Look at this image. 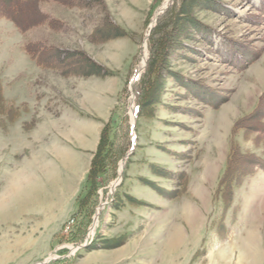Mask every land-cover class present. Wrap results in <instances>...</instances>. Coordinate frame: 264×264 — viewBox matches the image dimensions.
Returning <instances> with one entry per match:
<instances>
[{
    "label": "rangeland",
    "instance_id": "rangeland-1",
    "mask_svg": "<svg viewBox=\"0 0 264 264\" xmlns=\"http://www.w3.org/2000/svg\"><path fill=\"white\" fill-rule=\"evenodd\" d=\"M222 2L231 10L229 14L198 8L199 5L193 11L197 20L212 29V46L199 35L196 37L190 21H184L183 29L178 26L182 31L169 46L170 51L174 45L168 61L164 62L166 68L154 95V111L139 117L136 94L134 88L131 91L130 85L134 78L131 77L140 70L145 72L147 68L151 23L155 12L165 6L166 0H42L40 9L46 17L44 23L24 33L14 22L0 15V83L2 99L5 100V104L0 101V134L10 131L11 119H14L10 112L11 101L15 106L28 101L26 105L31 107L38 102L39 114L58 116L73 112L80 106L87 109L82 105L84 100L92 99L94 104L100 88L108 86L109 91L114 92L113 96H108L112 107L108 120L112 133L117 131L125 117L131 124L132 106L135 105L136 125L132 141L134 143L137 136L138 147L139 135L143 138L137 156L133 153L128 157V150L120 160L116 177L122 161L124 169L128 163V170L114 195L110 197L108 193L110 184L116 179L110 180L115 171L113 168L98 179L100 185L91 219L78 226L72 241L59 243L55 237V248L61 245L67 247L61 253L53 252V260L60 261L52 264H88V259L92 258L89 263L110 264L107 260L111 256L105 255L113 251L128 254L116 264H264V188H256L255 196L252 195V182L259 179V175L264 177V171L259 170L236 189L234 204L227 210L221 201L213 199L219 175L227 160L232 127L239 118L252 111L264 92V0ZM115 26L124 28L128 35L111 36L119 31ZM230 38L241 41L243 49H251L259 54V58L240 70L235 63L245 60L238 56V60L232 62L228 56ZM37 41L42 46H55L82 54H74L73 60H65L66 64L77 61L73 64L83 65L88 58L103 65L112 74L64 75L62 70L41 66L31 59L26 48L28 43ZM146 56L148 58L143 65ZM186 82L202 83L221 93V98L229 95L228 100L219 107L205 105L188 91ZM126 87L129 93L122 97ZM219 102L215 100V104ZM27 106H20L22 116L32 115ZM31 126L33 123L27 124L26 128ZM18 128L19 125L13 126L12 134ZM4 139V136L0 139V264H25L31 262L28 260L33 254L27 253L28 237L22 233V220L18 216L24 197L21 196V184L28 183L31 174L28 172L30 175L27 173L22 179L13 175L16 160H4L12 152L8 147L5 151ZM238 139L244 150L264 157V145L258 147L254 140L246 139L242 133ZM149 145L165 154L151 159L145 150L143 155L142 148ZM140 163H149V174L154 175L153 180L141 178V181L155 189L166 203L158 201V196L148 197L143 190L133 189L132 167ZM178 175L182 176L181 182L175 178ZM86 179L77 196L76 210L78 198L88 190ZM141 181L139 185H142ZM202 181L210 185L204 187ZM206 189L207 202L204 197L205 202H197L194 195L202 197ZM167 190H172V193ZM246 193L252 197L249 203ZM172 194L178 196L172 197ZM130 196L145 203H133ZM5 200L11 203L10 209L9 206L6 209L8 214H4ZM134 212L137 218L139 213L141 219L148 213L154 214L156 219L165 212L168 214L167 220L163 219L167 231L153 236L155 245L143 246V243L148 244L145 241L147 233L140 232L142 221L135 228L137 218L133 217ZM196 212L199 216L195 215ZM127 214L131 216L130 221L123 226L119 218ZM181 216H184L183 219H180ZM248 218L253 221L251 227H248ZM203 219V227L197 228L195 220L202 222ZM183 222L186 223L181 225ZM8 232L12 233V243L7 246ZM123 234L129 235L124 245L129 243L125 247L104 248V241ZM132 234L136 235L132 238ZM165 234L166 237H163ZM87 239L89 246L95 247L94 250H88L84 245ZM92 252L95 254L89 255ZM50 257L48 255L29 264H42Z\"/></svg>",
    "mask_w": 264,
    "mask_h": 264
},
{
    "label": "trees",
    "instance_id": "trees-1",
    "mask_svg": "<svg viewBox=\"0 0 264 264\" xmlns=\"http://www.w3.org/2000/svg\"><path fill=\"white\" fill-rule=\"evenodd\" d=\"M41 1L42 0H0V15L10 19L14 22L18 29L24 33L32 27L44 23L46 17L40 9ZM198 5V8H208L219 13L229 14V12H231L228 7L223 5L222 0H200V2L195 0H174L166 8V10L158 16L157 22L151 29L149 35L150 56L147 68L145 72L141 74L140 79L133 84L134 92L136 94L137 117L141 116L145 112L150 114L154 111V95L158 90V84L161 83L160 78L163 76V72L166 68V64L164 65V62L168 61L169 54L174 45H172L170 51L169 46L171 41L182 31H179V25H181L183 29L184 26H182V24L184 21H190L189 23L194 28L196 37L199 35V38L203 39L204 42H207L212 46V29L205 25L202 21L197 20L193 13L195 7ZM115 27L119 31L117 34H112L111 36L128 35V32L124 28L119 26ZM229 40L230 49H228V56L232 58V62L238 60V56H242L241 60H245L241 63H235L238 65L236 67L240 70L246 69L249 64L259 58V54L254 51L252 52L251 49H243L244 46L241 41H236L231 38ZM41 44V42L37 41L28 43L26 46L32 59L41 66L62 70L64 75L83 74L91 76L112 74L111 71L103 65L88 58L85 59L86 63L83 65L73 64L77 63V61L72 62L71 65H69L70 63L66 64L65 60H73L72 57L76 54H82L79 53V51H66L55 46H42ZM133 68L134 67H132V69ZM184 84L188 91H190L197 98L201 99L205 105L219 107L228 100L229 95H223L221 98V93L214 91V89H209V87H206L202 83L186 82ZM1 85L2 84L0 83V101L5 104V100L2 99L1 95ZM128 91L129 89L126 87L122 91V97L125 93H129ZM215 100L220 102L215 104ZM263 102L264 92L252 111L239 118L232 127L227 160L219 175L217 186L213 192V199L215 201H221L225 210L233 206L236 189L244 182L248 181V179L254 176L259 170L264 171V157L258 155L254 151L244 150L238 139L239 134L242 133L246 139L254 140L258 147H262V145H264ZM10 110L14 118L21 115L20 108L16 106H11ZM133 145L132 126L129 122V118L125 117L117 131H114L113 133L110 123L108 122L105 125L101 132L98 148L92 159L90 171L87 175L86 180L88 190L85 195H80L78 198V209L73 213L70 219L66 221L61 231L56 235L59 243H62L63 241H72L78 226L86 223H83L84 220L87 221L88 219H91V215L93 213L91 211H93L97 200V190L100 185L98 179L100 176L106 174L113 168L115 171L110 180L114 179L117 175V168L120 160L127 155L128 150H130ZM127 167L128 163L125 167L124 175L127 171ZM165 173H167V171ZM181 177V175H178V177L176 176L175 178L181 182ZM185 178L186 175L184 179ZM180 182L179 184H181ZM167 191L170 194L172 193V190ZM171 196L174 197L178 195L172 194ZM130 199L133 203H145V201L139 200L133 196H130ZM128 238L129 235L123 234L116 239L104 241V248H116L122 246L128 241ZM86 248H88V250L95 249L94 246L89 245ZM63 250L65 249H60L58 252L61 253ZM59 261L60 260H53L49 264Z\"/></svg>",
    "mask_w": 264,
    "mask_h": 264
},
{
    "label": "crops",
    "instance_id": "crops-1",
    "mask_svg": "<svg viewBox=\"0 0 264 264\" xmlns=\"http://www.w3.org/2000/svg\"><path fill=\"white\" fill-rule=\"evenodd\" d=\"M113 95L114 92H110L108 86L100 88L97 102L92 104V99H85V103H81L86 106L87 109H82V106H80L79 108L77 107L76 110L74 109L73 112L63 113L58 116H54L53 114L51 116L43 112L39 114L37 110L38 102H35L31 107L26 105L28 101H23L21 105L16 107L20 108V106H27L32 112V115L22 116L21 114L13 120L11 119L10 131L6 130L4 134H0V139H2V136L5 137V151L8 148L12 150L4 160L6 161L7 159L8 162H12L10 161L11 159L16 160L14 164L15 167L11 166L16 170L13 175H19L22 179L28 172L31 174L28 173L30 175L28 183L26 181L23 183L21 182V196L24 197L20 202L21 212H19L20 216H18V218L22 220L21 226L24 229L22 233L28 237L29 246L26 247V249H28L27 253L29 254L32 252L33 254L28 261H38V259L48 256L54 251L55 247L53 243L56 235L61 231L63 225L76 210L77 196L84 185L93 155L97 150L102 128L111 116V100L108 101V96ZM38 97L42 96L38 95ZM38 97L35 98L37 99ZM87 102H89V104ZM11 106H15L13 101H11ZM57 112L60 113L59 111ZM35 119L36 123L34 122ZM31 123H33L34 127L31 126V128H26V125ZM17 125H19V128L16 129L15 134H12L11 128ZM142 142L143 138L139 135L138 147L134 152L135 156H137L141 145H143ZM142 150V154L145 155L146 150V154L150 156L151 159L159 158L165 154L161 149L159 150L157 147L150 145L144 146ZM140 164H138L139 166L134 164L132 167L131 172L135 176H131L133 189L143 190L148 197L151 195L158 196V201L166 203L155 189L141 181V178L153 180L154 175L149 174V168H147L149 163L141 164L142 166H140ZM140 181L142 185L138 184ZM202 185L205 187L210 184H208L207 181H202ZM213 185H215V179H213ZM252 185H254L252 195L255 196L257 191L256 188H264V177L259 175V179L252 182ZM207 193L206 189L202 197L194 195L197 199L196 201L201 202L203 200V202H205V194ZM245 195H247V193ZM247 196L249 203L252 197H250L249 194ZM138 197H140V194ZM207 200L208 197L206 202ZM5 203L4 214L7 213V206H9L10 209L11 205L9 200H5ZM201 210L204 212L203 209ZM135 213L136 212L132 213L133 217H136ZM138 215V218L136 217L137 222L134 226L136 228L142 221L143 227L140 228V230L142 229L140 232L147 233L145 241H148V244L143 243V246L148 247L153 244L155 245L153 236L158 233L164 234L167 231L164 227L166 224L163 222V219L167 220L168 214L165 212L160 215L161 217L159 216L158 219L161 220L156 219L155 216L153 217L154 214L152 213H148V215L142 219L139 213ZM195 215L199 216V212H196ZM130 217L131 216H128V214L122 215L119 218V222L123 223V226L124 223L128 225ZM183 217L184 216H181L180 219H183ZM248 217L250 218L251 216ZM249 218L248 227H251L253 221ZM156 220L158 221L156 222ZM176 220L179 219L177 218ZM203 221L204 219L202 222L195 220L194 225L201 229L204 225ZM185 223L186 222H183L181 225ZM191 223L188 222V224ZM245 224L247 225V223ZM136 234H132V238ZM11 235L12 233H7L6 236L9 238L6 239V245L12 243ZM166 235L167 234L163 237H166ZM113 252L114 253L105 255L111 256L110 259L107 257V259H109L107 261H109L110 264L121 262L128 255L120 251ZM93 254H95V252L89 255L93 256ZM89 260H93V258L88 259V264H92L89 263Z\"/></svg>",
    "mask_w": 264,
    "mask_h": 264
},
{
    "label": "water",
    "instance_id": "water-1",
    "mask_svg": "<svg viewBox=\"0 0 264 264\" xmlns=\"http://www.w3.org/2000/svg\"><path fill=\"white\" fill-rule=\"evenodd\" d=\"M166 1H169V2H167V4L164 6V5H162L156 12H155V14H154V18H153V20H152V23H151V28L156 24V22H157V18H158V16L161 14V13H163L165 10H166V8L173 2V0H166ZM147 58L148 57H146V61H147ZM146 64V63H145ZM133 117V121L131 122V124H132V127H133V133L135 134V125H136V122H135V120H134V117L135 116H132ZM136 144V143H135ZM135 150V145H134V147L132 148V152ZM51 259H53L52 257H50L49 259H46V261H44V262H42V264H48L50 261H51Z\"/></svg>",
    "mask_w": 264,
    "mask_h": 264
},
{
    "label": "built area",
    "instance_id": "built-area-1",
    "mask_svg": "<svg viewBox=\"0 0 264 264\" xmlns=\"http://www.w3.org/2000/svg\"><path fill=\"white\" fill-rule=\"evenodd\" d=\"M118 184V182H116L115 184H113L112 186H110L109 187V191H108V193H109V196L110 197H112L113 195H114V191H115V188H116V185ZM111 200V199H110ZM90 243V241H89V239H87L86 241H85V243H84V245H87V244H89ZM83 246V245H82Z\"/></svg>",
    "mask_w": 264,
    "mask_h": 264
},
{
    "label": "bare ground",
    "instance_id": "bare-ground-1",
    "mask_svg": "<svg viewBox=\"0 0 264 264\" xmlns=\"http://www.w3.org/2000/svg\"><path fill=\"white\" fill-rule=\"evenodd\" d=\"M167 2H168V1H167ZM166 4H167V3H166ZM166 4H165V5H166ZM146 57H147V56H146ZM145 63H146V59H143L142 64L145 65Z\"/></svg>",
    "mask_w": 264,
    "mask_h": 264
}]
</instances>
